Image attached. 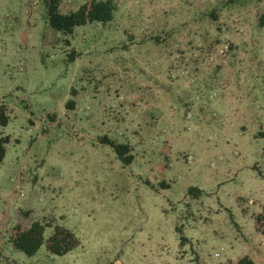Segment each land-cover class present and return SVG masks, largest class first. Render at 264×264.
<instances>
[{
    "label": "rangeland",
    "instance_id": "obj_1",
    "mask_svg": "<svg viewBox=\"0 0 264 264\" xmlns=\"http://www.w3.org/2000/svg\"><path fill=\"white\" fill-rule=\"evenodd\" d=\"M111 1L64 34L0 0V264H264V0ZM33 220L28 256L8 238Z\"/></svg>",
    "mask_w": 264,
    "mask_h": 264
},
{
    "label": "trees",
    "instance_id": "obj_2",
    "mask_svg": "<svg viewBox=\"0 0 264 264\" xmlns=\"http://www.w3.org/2000/svg\"><path fill=\"white\" fill-rule=\"evenodd\" d=\"M45 8V18L50 26L56 30L67 34L72 31L76 25L84 24L90 21L107 22L113 18L115 5L111 0H85L75 10L69 12H62L60 9L61 0H43ZM229 4L239 5L240 2H247V0H227ZM241 4V3H240ZM238 6L235 8V10ZM209 15L213 18L219 16L218 7L209 11ZM210 24V23H209ZM201 25L198 29H202ZM7 117L4 110L0 108V125H4ZM262 134V132H261ZM8 142V136H0V160H2L5 153V144ZM119 155L128 150L125 144H114ZM189 190L197 191L196 188H189ZM259 228L264 233V215L260 214L257 217ZM47 224L39 220H33L29 225L17 223L9 232V242L16 248L31 256L36 253L40 245L44 242L43 231ZM78 244L77 238L73 232L61 226H55L51 235L45 239V245L49 252L53 254H64L74 248ZM192 264H202L198 257L194 258ZM231 264V263H221ZM234 264H255V262L248 256H242Z\"/></svg>",
    "mask_w": 264,
    "mask_h": 264
}]
</instances>
